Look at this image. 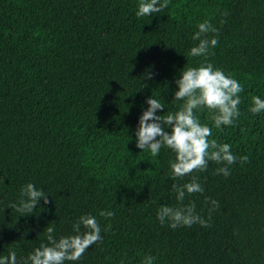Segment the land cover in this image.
Wrapping results in <instances>:
<instances>
[{
    "label": "trees",
    "instance_id": "trees-1",
    "mask_svg": "<svg viewBox=\"0 0 264 264\" xmlns=\"http://www.w3.org/2000/svg\"><path fill=\"white\" fill-rule=\"evenodd\" d=\"M139 2L0 0V255L26 257L48 243L47 226L59 239L90 213L102 239L76 264H141L145 255L155 264H264V112L249 111L252 97L264 98V0H169L152 18L136 17ZM204 20L218 44L192 57ZM206 61L244 89L235 124L209 139L248 160L227 177L209 161L173 180L175 154L139 149L135 131L152 95L166 104L157 114L177 111L175 80ZM195 115L212 125V110ZM193 177L204 191L183 204L207 223L162 225L160 206H181L172 184ZM28 182L47 196L30 214L16 207Z\"/></svg>",
    "mask_w": 264,
    "mask_h": 264
},
{
    "label": "clouds",
    "instance_id": "clouds-1",
    "mask_svg": "<svg viewBox=\"0 0 264 264\" xmlns=\"http://www.w3.org/2000/svg\"><path fill=\"white\" fill-rule=\"evenodd\" d=\"M169 0H140L135 15L137 18L151 17L162 13L168 7ZM198 30L193 33L192 39L199 41L188 50L192 57H207L210 49L215 48L218 39L215 35L209 37L208 33H216L218 29L208 20L198 23ZM178 86L174 93V100L183 101L175 112L167 115L157 114L166 107L165 103L155 97L147 98L148 105L139 117L138 127L135 131L136 145L139 149H147L151 155L156 156L162 147L175 154L170 162V177H184L195 170L205 171L209 161L221 165L216 173L225 177L231 174L230 165L238 160L247 161L248 156L238 157L232 152L230 143H217L216 139H209L212 130L234 125L240 116V93L244 91L242 84L224 70L211 62H205L197 67H183L180 77L175 80ZM208 109L213 111L212 125L203 124L195 115L197 110ZM249 111L253 114L264 112V98L260 95L252 97ZM167 129V130H166ZM176 193V200L180 207L161 205L156 215L160 223L167 224L172 229L191 227L193 224H206L195 210V204H183L186 194L202 193L203 186L193 177L183 185L171 186ZM21 199L16 205L18 210L26 214L40 205L43 199L47 203V196L43 189L34 183L28 182L20 190ZM213 206L218 202L211 200ZM110 210H101L100 216L111 217ZM81 225L86 231L81 232ZM47 241L41 243L26 257L18 258L17 253L9 251L7 255H0V264H76L89 249L102 239V228L95 215L84 214L78 217L72 235L61 236L57 239L53 233L55 229L47 226ZM141 264H155V257L145 255Z\"/></svg>",
    "mask_w": 264,
    "mask_h": 264
}]
</instances>
